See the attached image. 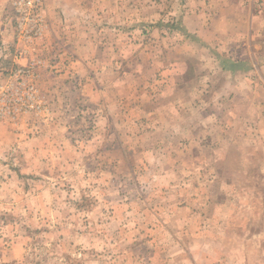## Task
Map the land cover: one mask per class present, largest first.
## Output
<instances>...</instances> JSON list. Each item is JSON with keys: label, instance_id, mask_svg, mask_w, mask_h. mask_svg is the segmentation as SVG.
<instances>
[{"label": "rangeland", "instance_id": "374dc122", "mask_svg": "<svg viewBox=\"0 0 264 264\" xmlns=\"http://www.w3.org/2000/svg\"><path fill=\"white\" fill-rule=\"evenodd\" d=\"M191 2L41 0L27 38L0 0V264H264V29L213 47Z\"/></svg>", "mask_w": 264, "mask_h": 264}, {"label": "crops", "instance_id": "0c3cea01", "mask_svg": "<svg viewBox=\"0 0 264 264\" xmlns=\"http://www.w3.org/2000/svg\"><path fill=\"white\" fill-rule=\"evenodd\" d=\"M196 2H191L192 5H195V7H191V12L189 15L193 19V17H198L199 20L197 21H191L188 25L189 30H200V31H211L215 33L213 37V42L209 40V44L213 47H220L224 41L223 39L227 37L225 40H230L231 42L224 41V45L227 44L231 47L237 45L239 43L242 47L243 46H252L255 43H251L250 45L247 43V39L252 40L251 42H254L255 39H257L256 33L259 31V28L262 27L264 29L263 19H264V0H195ZM259 4H263V6H258ZM65 11V12H64ZM63 13H69L67 10H64ZM256 11L260 12V14H257ZM246 13L248 15L247 17V26L240 22L238 20L239 13ZM211 16V20L213 21L210 24H207L203 19L205 16ZM189 16V17H190ZM260 22V23H259ZM241 23V24H238ZM197 27H200L199 29ZM247 27V28H246ZM246 29V31H245ZM216 33L217 36L216 37ZM221 33V34H218ZM245 33V34H244ZM5 36H7L5 34ZM238 38V40H237ZM12 38H8L7 42L12 41ZM240 42H237V41ZM246 41L243 42V41ZM205 43V44H208ZM256 45V44H255ZM261 45V44H260ZM7 57V56H6ZM231 56H228V59ZM12 62L14 64L24 65L26 60H19L17 59V55H12L11 58ZM256 70L257 67L255 66ZM230 74V72H226ZM258 72H253L252 70L250 72H244V77L242 79L243 84L247 87L250 86V81L253 82L251 78H253L254 75H256ZM258 75V74H257ZM235 87L231 88V91L235 92L239 95L242 94V89L239 85H236ZM215 99L217 96H214ZM218 97H221L220 95ZM249 97H253V91L249 93ZM247 108V107H246ZM252 107H250L248 110H252Z\"/></svg>", "mask_w": 264, "mask_h": 264}, {"label": "built area", "instance_id": "2783aa9c", "mask_svg": "<svg viewBox=\"0 0 264 264\" xmlns=\"http://www.w3.org/2000/svg\"><path fill=\"white\" fill-rule=\"evenodd\" d=\"M28 4L30 5L29 8L31 11L29 13H25L28 16V19L32 22H37L34 28H27L24 26V22L20 26V34H24L27 38H31L32 33L38 34L40 31V27L38 22H40V14L36 12V8L41 5V0H27ZM26 16L23 14L22 20L26 19ZM31 17V18H29ZM33 68V66H30ZM32 70L30 69H23V68H15L14 70L10 71L9 75L13 78L11 82V87L16 88V92L9 90V87H6V93L9 97L11 104L12 102L22 103L23 106H26L25 99H32L34 96V87L30 86L27 82V77L32 74ZM16 94V95H15ZM33 95V96H32ZM8 111L11 113L12 110L10 105L7 106ZM4 108L0 106V114L3 113Z\"/></svg>", "mask_w": 264, "mask_h": 264}]
</instances>
